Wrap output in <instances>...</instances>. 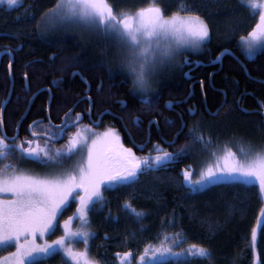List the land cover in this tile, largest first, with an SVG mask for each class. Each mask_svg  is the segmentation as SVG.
<instances>
[{
	"label": "trees",
	"instance_id": "16d2710c",
	"mask_svg": "<svg viewBox=\"0 0 264 264\" xmlns=\"http://www.w3.org/2000/svg\"><path fill=\"white\" fill-rule=\"evenodd\" d=\"M56 1L22 0L23 6L30 7L32 18L25 19L22 16L21 20H15L14 14L13 16L4 14L11 10L0 6V52L6 48L13 52L11 63L13 87L3 113L4 121L10 129L25 113L33 92L50 85L60 76L61 60L65 61L71 57L75 60L78 56L80 61L94 67V71L104 78L107 76L106 69L114 67L111 61L113 56L117 58L115 55L117 53L114 52L111 56L112 44L109 42L88 41L80 36L65 34L60 29H50L51 32L47 35L37 32L41 29L43 14L52 8ZM152 1L108 0V3L112 6L114 14L120 17L121 13H135L136 9L147 7ZM154 1L167 15L177 11L175 5L180 2V0ZM183 2L190 5L191 14L200 16L207 23L210 32V40L203 45L204 52L192 55L191 58L206 61L208 53L214 58L223 49L229 50L234 57L225 54L221 68H218L217 63L215 64L217 66L210 68L220 69L212 76L211 81L206 70L201 74L205 104L198 85L194 86L193 92L190 91L191 81L183 77L182 69L179 68L174 73L162 77L155 87L157 94L161 95L160 101L153 106L151 111L153 115L150 116L161 122L162 118L157 114L165 113L173 119L178 129L179 116L167 111L163 106L165 100H170L171 107L179 109L178 112L186 121L185 127L181 126L180 130L186 131L198 124L197 130L206 133L217 143L237 140L239 137L264 143V126L257 106V101L264 105V51L258 52L252 59H246L239 42L240 37L247 35L255 26L258 12L252 15L250 8L241 5V0H183ZM240 7L243 17L238 12ZM231 8L238 12L236 17H242L239 18L241 21L246 20L242 25L246 30L238 38L233 36L231 40L223 42L218 39L216 30L227 18L229 11L227 9ZM236 17L233 16L235 19ZM51 54H55L53 60L49 59ZM9 62L8 55H4L0 61V107L9 93L7 69ZM94 62H99V65H95ZM25 73L28 89L24 86ZM116 93L120 98L128 99L127 91L124 89H117ZM52 94L49 107L50 116L53 118L68 108L74 100L71 94L65 96L66 93L60 94L58 89H53ZM157 97L159 96L153 95L152 98L155 100ZM128 100L131 109L137 111V106L130 103L134 100ZM47 101V92L44 88L35 96L22 118L23 122L44 117ZM192 104L196 106V114L189 117L187 107L194 109ZM8 134L12 135L13 129ZM197 145L198 143H191L192 147ZM23 146L25 147V143ZM11 161L9 156L1 160L3 163ZM27 162H29L27 159L18 155V163ZM162 177L157 182L148 184L155 187V194L150 196L147 194L148 197L141 194L142 192H136L130 197L132 190L123 189L104 196L101 208L91 216L90 224L87 225L93 235L108 236L107 239L101 238L105 250L100 248V255L107 254L116 261L117 253L113 254V249L120 248L119 251L133 249L134 244L138 246L139 241L148 240L145 242L147 244L162 239L163 246L169 241L178 242L183 248L195 244L210 250V258L192 259L190 264L264 262V231H261L258 225V218L264 215L261 211L264 209V194L258 185L240 182L218 183L200 191L190 192L183 185L180 169L178 171L170 169L162 174ZM126 203L143 215H133L125 209ZM254 227L257 228V239L253 246L251 234ZM124 242L134 244L127 245ZM58 258V255L54 254L42 261L44 264H60ZM183 261L184 258L180 257L161 260L155 264H182Z\"/></svg>",
	"mask_w": 264,
	"mask_h": 264
},
{
	"label": "snow or ice",
	"instance_id": "6c2138e0",
	"mask_svg": "<svg viewBox=\"0 0 264 264\" xmlns=\"http://www.w3.org/2000/svg\"><path fill=\"white\" fill-rule=\"evenodd\" d=\"M5 0H0V3ZM9 7L22 4V0H6ZM243 7L250 8L252 15L259 12L256 25L247 36L240 37V44L246 50V57L251 58L258 51H264V0H241ZM183 13V14H182ZM42 19L52 26L56 23H80L90 29L99 31L105 36H115L119 43L128 49L124 64L132 79V94H139L141 102L151 103L152 77L156 75L158 67H164L165 62L171 61L179 48H199L210 40L207 23L198 15L190 14V5L180 0L178 10L170 16L164 15V10L157 4L150 3L147 7L136 9L135 13H121L120 18L114 14L108 0H57L52 9L43 14ZM5 52L11 56V49ZM219 59V57L217 58ZM11 65V61H10ZM187 75V74H186ZM25 78L27 74L25 73ZM58 84L59 81H54ZM91 104V98L88 97ZM122 107L127 106L125 100L118 101ZM172 105V101H168ZM193 111V110H190ZM72 109L65 113V119L60 125L51 124L49 117L50 138L61 139L67 128L75 126L71 117ZM90 112V109H89ZM82 119L77 113L75 120ZM123 120V117H120ZM131 122L140 124V117L133 116ZM40 121H33L29 128H33ZM153 123L152 121L149 122ZM168 123H171L169 120ZM3 121L0 119V132ZM199 125L189 128L187 135L192 144L207 147L211 138L206 139L199 132ZM182 131V129H181ZM89 133L95 138L88 143ZM36 133L33 132V136ZM179 135V132L177 133ZM15 140L6 133L0 134V160H5L13 152L18 151L22 158L31 159L41 165L51 166L53 171L49 175H32L27 171L18 170L12 163L0 165V250L15 246V251L6 257H0V264H41L43 259L58 252L64 254L66 264H95L88 259L87 251H74L66 244L68 239L79 238L86 245L93 234L88 231L71 232L70 222L77 215L84 224L88 223L87 213L103 199L101 187L112 189L117 186L135 183L139 174L145 171H155L160 167L177 163L188 155L187 146L175 151H166L158 144L154 146L155 155L137 157L132 148H126L115 129L108 128L103 133H96L88 126L83 131L69 137L64 148L50 149L32 147V141L7 143ZM175 143V140L168 141ZM145 145H139L143 149ZM86 149V161L77 162L71 170H63L62 166L77 152ZM245 157L243 161L235 160V153L229 151L223 166H209L201 171L199 178L192 180V173L182 171L183 185L190 192L200 191L205 186L222 180H240L245 183L259 182V188L264 194V151L253 152L251 145L248 149H240ZM251 153V155H250ZM79 204L73 216L63 221L65 235L56 240L36 243V238H43L46 234L55 232L59 226V217L77 199ZM4 195L11 198L6 199ZM125 209L133 215L143 214L125 204ZM264 213V209H261ZM258 225L264 231V215L258 218ZM253 246L257 239V228L252 229ZM167 247L154 249L145 248L139 257L141 264H150L147 255L156 256L169 252ZM184 261L190 264L192 259L210 258V250L203 246L189 245L183 250ZM121 264H128L131 252L116 254ZM264 264V262H261Z\"/></svg>",
	"mask_w": 264,
	"mask_h": 264
},
{
	"label": "flooded vegetation",
	"instance_id": "af4514ba",
	"mask_svg": "<svg viewBox=\"0 0 264 264\" xmlns=\"http://www.w3.org/2000/svg\"><path fill=\"white\" fill-rule=\"evenodd\" d=\"M114 42H112L113 45ZM5 52V51H4ZM12 56H13V52ZM211 53H208L206 56V61H202L199 59H192L191 56L193 54H186L182 56V65L180 69L183 70V77L186 80L191 81V84L189 86L190 91L193 92L194 86L199 87L200 92L202 94V99L204 101V104L206 103L205 100V90H204V83L203 80L200 79L201 74L205 73V70L207 74H209V81H211L212 76L217 73L220 69H215L211 67H215L217 65L210 64L211 61H213L214 58L210 55ZM229 54V53H226ZM8 55L6 52L2 55ZM225 55V54H224ZM223 55V56H224ZM232 57L234 55L231 53L229 54ZM9 56V55H8ZM55 54H51L49 56L50 60H53ZM223 56L221 58V62L217 63L219 64L218 68H221L222 66V60ZM1 57V58H2ZM246 58V56L244 55ZM10 60L11 57L9 56ZM76 59L73 61L69 60H61L62 67L60 70V76L55 79V81H59L58 84L54 83L52 81L50 85H46L44 87H41L39 89H44L45 92H47V98L48 101L46 103L45 108V116L29 119L25 123L23 122L24 119H19L13 128H8L4 116L2 114V132L0 134L6 133L9 137H15V140H8L7 143H21L25 142V148L29 147V145L26 143V141L31 140L32 141V147H36L39 145L40 147H45L46 145L50 149H56V148H64L69 140L70 136H73L77 133L78 130L83 129L84 126H88L91 129H93L96 133H103L108 128L115 129L117 134L121 138V143L126 148H132L133 152L136 154L137 157H143L146 155H155V145H159L161 148H163L166 151H175L181 146H187L188 155L179 160L177 163L169 164L164 167H160L158 170L155 171H145L141 174H139L138 178L135 180V183L129 184V185H123V186H117L112 189H105L103 186L101 187V194L104 199V196H106L108 193H112L113 191L123 189L128 190L130 186H134L139 183H146L151 184L155 183L162 177V174L169 171L170 169L173 170H181V173L183 170H188L192 173L191 179L196 180L199 178V175L201 171L206 170L209 166H217V165H224L225 158L229 151L235 153V160L240 161L237 158V155L240 153L236 151V147H227L226 145H231L229 142L225 141L222 143H217L211 139V144L207 145L205 147L204 145L198 144L196 147L191 146V137L187 135L188 130L182 131L180 130L181 126L184 125L186 121H184L183 117L178 112L179 109H175L170 106V108H166L165 103L170 100H165L163 102V106L167 111H172L176 113L179 116L180 120V127L176 129L174 125V121L172 118H170L165 113H159L157 115L161 116V122H158V119L154 116H150L151 111L153 110V106L160 101L161 95H158L155 100H153V93H157L156 90L151 95V103L145 104L141 102L139 94H132V79L131 75L128 74V70L125 71L122 68H107L106 69V80L104 77L100 76V74L97 71H94V67L89 66L87 64H84L83 61H80L78 59V56L75 57ZM236 58V57H235ZM248 59V58H246ZM252 59V58H251ZM1 61V59H0ZM112 61H114L116 64L119 63V58L112 57ZM13 62V60H12ZM200 62V63H199ZM10 63V62H9ZM8 63V65H9ZM115 64V66H116ZM114 65V64H113ZM209 68V69H205ZM8 69V66H7ZM122 69V70H121ZM187 74V75H186ZM25 88L28 89V79L25 78ZM210 84V87L213 88V86ZM59 90L60 94H71V98L73 97V102L71 105L66 108L65 110H62L58 115H55V117L50 116V107H48V115H47V106L48 103L53 96L52 90ZM117 89H124L127 91L128 99L134 100L133 102H130L132 105L137 106V111H133L131 107L129 106V100L123 99L118 96L116 93ZM34 93V92H33ZM73 94V95H72ZM223 92V96H224ZM69 96V95H68ZM88 97L91 98V104L89 103ZM120 100H125L127 102L126 107H122L121 104L118 102ZM238 107H240L239 103H237ZM194 109H191V107H187V113L189 117H194L196 114V106L192 104ZM257 106L259 107V114L262 118V124L264 121V105L257 101ZM1 108V107H0ZM5 109V108H4ZM69 109H72L71 117L75 123V126L69 127L66 129L63 138L53 140L50 138V127H49V117L51 120V124L54 125H60L62 121L65 119V113L69 111ZM90 109V112H89ZM183 110V108H181ZM193 110V111H190ZM254 110V109H253ZM4 113V110H3ZM81 114L82 119L79 121L75 120L76 114ZM153 115V114H151ZM133 116H139L140 117V124L134 125L131 122V118ZM120 117H123V120L120 119ZM21 120V121H20ZM171 121V123H168V121ZM33 121H40L41 123H38L33 128H29V125L32 124ZM152 121L153 123H149ZM264 126V124H263ZM13 129V134L9 135L8 133ZM33 132L36 133L35 136H33ZM179 132V135L177 133ZM202 133V132H201ZM206 139L211 138L206 133H202ZM86 136L89 139L95 138L89 133H86ZM89 140V142H91ZM175 140V143H168V141ZM216 144H218V148L214 147ZM139 145H145L143 149L138 147ZM18 155L20 153L18 151L13 152L12 155L9 156V158L12 160L11 163L15 166H28V165H41L31 159H27L29 162L27 163H18ZM1 161V160H0ZM7 163V162H6ZM1 162L0 165L6 164ZM63 170L65 168H62ZM182 182L184 180V177L181 174ZM116 188V189H115ZM82 194V192H77L76 196L77 199L75 202H73L70 207H68L64 213L59 217V219L66 218L70 216H73V214L76 212L77 206L79 204L78 196ZM102 199V201H103ZM79 216L77 215L74 217L77 219ZM61 221V220H60ZM59 221V222H60ZM47 235V234H46ZM45 237V236H44ZM39 238V236H37ZM36 238V239H37ZM37 243V242H36ZM59 253V252H58ZM60 254V253H59Z\"/></svg>",
	"mask_w": 264,
	"mask_h": 264
},
{
	"label": "rangeland",
	"instance_id": "374dc122",
	"mask_svg": "<svg viewBox=\"0 0 264 264\" xmlns=\"http://www.w3.org/2000/svg\"><path fill=\"white\" fill-rule=\"evenodd\" d=\"M56 2L54 3V5L56 4ZM153 2L155 3L154 0L151 3H153ZM179 4H180V2H178L175 5L177 10H178ZM54 5L52 6V8L54 7ZM0 6H3V8H5L6 10H11L9 12L8 11L4 12V14H7V15L11 14V16H13V14H14L15 15V20H21L23 18L22 16H24L25 19H26V17H27V19L28 18H32V14H31V12H29V10H30L29 6H23V4H21V5H18V6L9 7V5L6 3V0L3 3H0ZM17 8H19V9H17ZM52 8H50V9H52ZM227 10H229L227 12L228 13L227 18L225 19V21H223L224 23H222V25L217 26V30H216L218 35H219L218 39H221V41H223V42H227L229 39L231 40L233 38V36H236L238 38L240 36V34L243 33L246 30V28L242 27V25H244V23H246V20L244 21V19H243L241 21V19H239V18L243 17V13H242L241 7L238 8V12H239L240 16H242V17H236L238 12H236L235 9L231 8V9H227ZM190 12H191V9H190ZM164 15L165 16H170V15H167L165 13H164ZM233 16L236 17V19L233 18ZM118 18H120V17H118ZM258 18H259V12L257 13L255 25H256V23L258 21ZM40 28H41L40 29L41 31L37 30V32L39 31L40 34L43 33L44 35L45 34L46 35L49 34V32H51V30L60 29L65 34H71V35H74V36L75 35L76 36H80L83 39L88 40V41H96V42H104V43L105 42H109L110 44H112V42H114L113 45H111L112 46L111 50L113 52L111 54V56H113L114 52H116L117 54H115V55L117 56V59L119 58V63L116 64L117 62L116 63L114 61H111V62H112V64H114L115 68L116 67L117 68H122L125 71H127V67L124 64V60H125V58L127 56L128 49L126 47L122 46L115 36H105L104 34L100 33L99 31L90 29L87 26L82 25L80 23H63V24L56 23V24H54L52 26H49L42 18H41V22H40ZM245 36H247V35H245ZM91 43H93V42H91ZM203 45H204V43L199 48L186 47V48L176 49L175 55L172 57L171 61L165 62V66L164 67H158L156 69V75H154L151 78L152 79V93L155 91V87H157V85L159 84V81H160V79L162 77H164L165 75H168L170 73H174L177 69H179L181 67V65H182V56L183 55H186V54H189V55L190 54H193V55L198 54L199 55V54L204 52L203 51L204 50L203 49ZM241 48H242V50L244 52V55L246 56V50L244 49V46L241 45ZM223 50H225V49H223ZM258 52H260V51H258ZM251 58H253V57H251ZM251 58H248V59H251ZM65 60L73 61L74 57L66 58ZM94 63H95V65H99V62H94ZM115 64H116V66H115ZM131 79H133V78L131 77ZM154 94H157V93H153V95ZM83 129H80V131H83ZM85 135H86V133H85ZM89 140H91V139H89ZM89 140H88V143H91V142H89ZM228 142L231 145L227 144L226 145L227 147H232V148L236 147L235 148L236 151L240 153L239 155H237V158L240 161H243L245 159V157L241 154V151H240L241 148H245L247 150L249 145H251L253 152L264 151V143L252 142L250 139H247V138L244 139V138L239 137L237 140H235V139L234 140H229ZM214 147L218 148L219 146H218V144H216ZM250 155H251V153H250ZM81 157H83L84 161H86V157H87L86 149L82 153L81 152H77L70 160L66 161V163L62 166V168H65L64 170H71L77 162H82L81 161ZM0 163H1V161H0ZM16 167H17L18 170L27 171L29 174L41 175V176L42 175H49L53 171L51 166H46V165H34V164H32V165H28V166H22V167L21 166H16ZM230 182H240V183H244V184H256V185L259 186V182L258 181H256L255 183H245V182L240 181V180H222L220 182H214L212 184H209V185L205 186L204 188H202L201 190H203V189H205V188H207V187H209L210 185H213V184L230 183ZM153 187L154 186H151V185H148V184L143 185V183H139V184H136L134 186H130L128 190H132V192L130 193V197H131V195H134L136 192L137 193L138 192H142L141 194H146V196L148 194V196H150V195L155 194V192H154L155 187L154 188ZM4 198L10 199L11 197L9 195H4ZM102 203H103L102 200H100L95 205L94 209L87 213V220H88L87 224H84L83 221L79 217L77 219L74 218L69 224L70 231L71 232H78V231H82L83 230V231L91 232L87 225L90 224L91 216L93 214H95L96 212H98L99 208H101ZM72 205H74V204H72ZM69 217H71V216L69 215ZM69 217L59 219V221L60 220L61 221L59 222V226L56 228L55 232H53L51 234H47L43 238H40V237L37 238L36 242L38 244H43L45 241H48L50 243L51 241L56 240L58 237L64 236L65 232H64V228H63V221L67 220ZM93 237L94 238H90L89 239L87 245L79 238L68 239L66 241V244L68 246H70L74 251H85L86 250L87 253H88V259H90L91 261H94L95 264H121L120 259H119V257L117 255H116V258H115L116 261H114V258L110 257L107 254H105L103 256L99 254L100 253V250H99L100 248H102V250H105L104 243H102L101 238L107 239L108 238L107 235L103 236V235H98L97 234V235H93ZM150 240H152V239H150ZM161 240L151 241L150 243L147 242V244H145V242L148 241V240H146L145 242L144 241L143 242H141V241L138 242L137 241L139 243L138 246L135 245L132 242L134 244V248L133 249H125L123 251H119L121 249L120 248L119 249L116 248L117 250L113 249V254L116 252V253H119V254L122 255L124 252H129L130 251L131 252V257L129 259L128 264H141V261L139 260V257H140V255L142 253H144L145 248L148 247L150 250L154 249V248H159V247L163 246V244H161ZM125 243L126 242H124V244ZM132 243H130V244H132ZM90 244H91V247H90ZM126 244L130 245L129 242H127ZM181 246H183V245H181L178 242L172 243V242L168 241V242H166V244H164L163 247L169 248L170 249L169 252L164 253V254H159L158 253L154 257L151 256L150 254H148L147 255V259L149 260L150 264H155L156 262L161 261V260L167 261L169 259H178L180 257L184 258L183 250L188 248L189 246H187L186 248H183ZM14 251H15V246L14 245L12 247H8V248H5L3 250H0V257H6L9 253L14 252ZM59 253H56L58 255V257H59L58 258L59 259L58 263L61 262L60 264H62V263L66 264V260H65L64 254L62 252H59ZM43 260H45V259H43ZM44 263L45 262L41 261V264H44ZM255 264H256V262H255Z\"/></svg>",
	"mask_w": 264,
	"mask_h": 264
},
{
	"label": "water",
	"instance_id": "95a60500",
	"mask_svg": "<svg viewBox=\"0 0 264 264\" xmlns=\"http://www.w3.org/2000/svg\"><path fill=\"white\" fill-rule=\"evenodd\" d=\"M5 52L3 51V52H0V59H1V57H2V55L4 54ZM225 53H229V54H231V52L229 51V50H227V49H225V50H222L221 52H220V54L213 60V61H211L210 62V64H216V63H220L221 62V58H222V56L225 54ZM11 63H12V60H13V56H12V53H11ZM219 57V59H217ZM200 63V62H199ZM8 76H9V81H10V87H9V93H8V97L5 99V101L3 102V104L1 105V108H0V118H2V114H3V110H4V108H5V105H6V103L8 102V100H9V98H10V95H11V92H12V87H13V77H12V72H11V65H10V63H9V65H8ZM43 89H40V90H38V91H36L35 93H33V95L31 96V98H30V101H29V104H28V107H27V109H26V111H25V113L27 112V110L29 109V107H30V105H31V103L33 102V100H34V98H35V96L40 92V91H42ZM174 103H178V102H174ZM165 107L166 108H170V106L168 105V101L165 103ZM48 107H49V103H48V106H47V115H48ZM25 113L23 114V116L21 117V119L24 117V115H25ZM21 121V120H20ZM263 124H264V121H263ZM55 140H57V139H55Z\"/></svg>",
	"mask_w": 264,
	"mask_h": 264
}]
</instances>
